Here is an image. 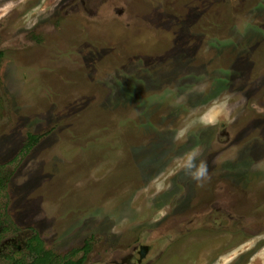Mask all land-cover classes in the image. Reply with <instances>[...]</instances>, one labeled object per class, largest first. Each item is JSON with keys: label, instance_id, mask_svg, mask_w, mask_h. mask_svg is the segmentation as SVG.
<instances>
[{"label": "rangeland", "instance_id": "obj_1", "mask_svg": "<svg viewBox=\"0 0 264 264\" xmlns=\"http://www.w3.org/2000/svg\"><path fill=\"white\" fill-rule=\"evenodd\" d=\"M0 214V264H264V0H0Z\"/></svg>", "mask_w": 264, "mask_h": 264}, {"label": "trees", "instance_id": "obj_2", "mask_svg": "<svg viewBox=\"0 0 264 264\" xmlns=\"http://www.w3.org/2000/svg\"><path fill=\"white\" fill-rule=\"evenodd\" d=\"M40 138L34 134L27 135V141L22 148L21 155H28L39 143ZM3 215L0 214V241L4 238L7 232L5 220H2ZM29 251V259H13L11 264H83L84 258L78 262H73L71 259L61 257L54 252L46 249L42 238L35 234L27 244Z\"/></svg>", "mask_w": 264, "mask_h": 264}]
</instances>
